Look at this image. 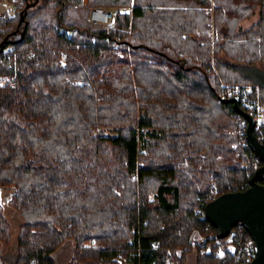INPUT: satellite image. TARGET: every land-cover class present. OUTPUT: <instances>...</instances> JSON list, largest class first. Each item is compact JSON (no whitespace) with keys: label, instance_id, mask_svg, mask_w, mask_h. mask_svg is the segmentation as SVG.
<instances>
[{"label":"trees","instance_id":"16d2710c","mask_svg":"<svg viewBox=\"0 0 264 264\" xmlns=\"http://www.w3.org/2000/svg\"><path fill=\"white\" fill-rule=\"evenodd\" d=\"M20 1L0 18V239L4 201L20 218L11 264H55L67 240L71 264H169V249L182 261L175 247L240 264L234 241L249 233L237 222L219 239L203 207L263 164L245 134L240 166L229 129L248 120L219 93L249 83L264 105V0H38L21 21L32 0ZM93 5L130 10L96 25Z\"/></svg>","mask_w":264,"mask_h":264},{"label":"water","instance_id":"95a60500","mask_svg":"<svg viewBox=\"0 0 264 264\" xmlns=\"http://www.w3.org/2000/svg\"><path fill=\"white\" fill-rule=\"evenodd\" d=\"M37 1L25 3L19 11L20 21L23 20L26 9L34 6ZM223 101L232 103L234 110L248 120L247 141L254 155L261 159L263 164L250 176L246 188L220 193L206 202L203 215L215 227L218 238L232 235V226L237 222L241 223L254 242V256L240 264H264V183L257 181L258 176L264 173V145L253 133L252 115L238 105V96L233 95Z\"/></svg>","mask_w":264,"mask_h":264},{"label":"rangeland","instance_id":"374dc122","mask_svg":"<svg viewBox=\"0 0 264 264\" xmlns=\"http://www.w3.org/2000/svg\"><path fill=\"white\" fill-rule=\"evenodd\" d=\"M113 9L114 15L116 12H128L130 10V5L129 6H122V7H109ZM259 18V13L257 8L253 9L252 14H250L248 17L243 18L240 20L238 23V28L242 31L247 28H249L252 24H254ZM237 28V30H238ZM215 36H212L214 38ZM224 53L223 51L220 52V54ZM261 67H264V61L262 60L261 62L258 63ZM264 77V76H263ZM1 81H4V79H1ZM222 87L220 88V93L219 95L224 97L230 95L233 91H241L243 93V99L251 107V105H256L257 110H258V115H259V122L263 126L264 125V105H262L259 102V90L257 87H254L252 89L251 84H231L227 85L222 83ZM243 119L237 118V116H232V127L229 129V131L234 135L235 139L232 142V146L235 147L236 149V157L239 158L240 160V166L244 168H248L251 165V156L246 153L244 150V138H245V133H243L242 128H243ZM105 133L107 134H113L114 131L111 129L105 130ZM244 141V142H243ZM246 143V142H245ZM179 166L184 167L186 165L185 161H180ZM248 170V169H247ZM5 195V192L3 193V196ZM218 195L217 189L214 188L212 189L211 192H209L206 196L205 199L208 200L214 196ZM149 199H152V193L148 195ZM5 197H3L4 199ZM194 211H199V208L196 207ZM3 212L5 217L7 218L9 224H10V237L8 241H4L0 239V264H11L14 260L15 254H16V237L18 233V225L20 223L19 221V214L16 212V210L9 204L4 201L3 205ZM222 239V238H219ZM221 242V241H220ZM248 242L247 239L243 240V243ZM90 242H86L85 244L87 245ZM95 241L93 242V244ZM73 241L72 240H67L63 242L54 252L51 254V256L55 260V264H71V256L73 252ZM169 256L167 259V262L169 264H178V261L180 259H176L173 257L172 254V249H169ZM185 251L183 253V258L182 261H180L182 264H203L204 262H198L196 258V254H198V249L196 247H191L188 249L182 248V247H175V251L179 254L181 251ZM203 249L199 250L200 252ZM216 254L220 257H224V248L220 245L216 249ZM119 258L121 259L122 263L120 264H127V261H131L128 258H125L121 255H119Z\"/></svg>","mask_w":264,"mask_h":264},{"label":"built area","instance_id":"2783aa9c","mask_svg":"<svg viewBox=\"0 0 264 264\" xmlns=\"http://www.w3.org/2000/svg\"><path fill=\"white\" fill-rule=\"evenodd\" d=\"M20 0H0V18L4 17H9L12 15L14 8L18 3H20ZM114 17V12L112 8L101 6V5H93L90 7L89 12H88V20L92 24L96 25H107ZM28 54L32 55L33 50L30 49ZM237 95L238 96V103L240 102V106L243 107L244 111L248 112L250 115H252L254 119V125H253V133L255 134L256 138L258 139L259 142L263 143L264 139V130L262 128V125L259 122V115H258V110L256 105H247L245 100L243 99V93L240 91H233L230 95L228 96H233ZM243 128L242 131L243 133L246 134V127L247 123L243 121ZM244 144V143H243ZM264 145V143H263ZM215 197V196H214ZM214 197L210 198L213 199ZM248 242L243 243L239 237L235 238V246L238 248L240 258L242 259V262L247 261L251 259L254 256V242L251 239H247ZM90 243L94 242V238H91L89 240ZM131 261H127V264H131Z\"/></svg>","mask_w":264,"mask_h":264},{"label":"crops","instance_id":"0c3cea01","mask_svg":"<svg viewBox=\"0 0 264 264\" xmlns=\"http://www.w3.org/2000/svg\"><path fill=\"white\" fill-rule=\"evenodd\" d=\"M258 67H260L261 69H264V67H261L260 65Z\"/></svg>","mask_w":264,"mask_h":264}]
</instances>
